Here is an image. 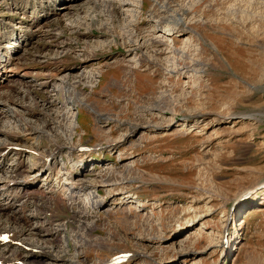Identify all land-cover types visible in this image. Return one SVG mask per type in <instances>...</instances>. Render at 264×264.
Returning <instances> with one entry per match:
<instances>
[{
  "label": "rangeland",
  "instance_id": "obj_1",
  "mask_svg": "<svg viewBox=\"0 0 264 264\" xmlns=\"http://www.w3.org/2000/svg\"><path fill=\"white\" fill-rule=\"evenodd\" d=\"M1 59L0 202L43 134L87 187L0 204V264H264V0H0Z\"/></svg>",
  "mask_w": 264,
  "mask_h": 264
},
{
  "label": "bare ground",
  "instance_id": "obj_2",
  "mask_svg": "<svg viewBox=\"0 0 264 264\" xmlns=\"http://www.w3.org/2000/svg\"><path fill=\"white\" fill-rule=\"evenodd\" d=\"M66 5H69V4H66ZM66 5H63L62 7H63V9L65 8L66 9V11L63 13V15H68L69 14V12L70 11H67V10H70V8L72 7V8H75L76 7V4L74 5V4H71L70 6H66ZM57 14V13H56ZM59 15H60V13H59ZM180 30V31H179ZM185 30H187V27L186 26H182L181 28H179L178 29V31L179 32H182V31H185ZM175 33H177V32H175ZM174 33V34H175ZM175 40H178V39H176L175 38ZM157 41H153V44H155ZM135 44L134 43H130L129 44V46H134ZM128 46V45H127ZM141 48H142V46L141 45H138L137 46V49L138 50H141ZM0 62L3 64L4 62H5V60H3V59H1L0 60ZM4 65V64H3ZM10 71H11V69H9ZM0 73H1V71H0ZM49 121H50V119H49ZM49 121H48V123H47V125H49ZM53 120H51V122H52ZM29 126H31L32 128L31 129H33V132L32 133H35V132H38L37 131V128L35 127V128H33V126H32V124H33V122H28L27 123ZM6 133V132H5ZM25 133L26 132H23V134H22V137H23V135H25ZM41 138V140L42 141H38V142H36V144H34L33 146H30V145H22V144H19V145H22V146H24V147H26V148H20L19 150H17V151H15V152H13V150H10L9 151V155H13V156H15L14 158H13V163L11 164L12 166H14V170H12V171H19V173H20V171H28L29 172V174H27L26 176H25V178H24V181H22V182H16L15 184H14V187H12L11 185H10V183H9V187L7 188V190L5 191V193L7 194V196H9V197H7V198H5L6 199V201L5 202H0V204L1 205H4V207H6V208H8V207H13V206H15V203H16V201L19 199V196H21L20 198H22V197H27V198H30L33 194H35V192L36 193H38L37 191H41V192H46V193H55V194H58L59 193V191L61 192V191H66V185L69 187L68 189H70V192H71V194H75L76 192H78V191H81V190H83V189H85L86 187H87V183H85V182H83V183H78V184H74V180L73 179H71V180H68V179H70V178H72V177H70L69 175L67 176V177H70V178H66L68 181H67V183L64 185V184H62V187L65 189H63V190H61V189H57L56 187L58 186V185H56V181H61V179L60 178H62V175H66V172L67 173H69V171H70V169H68L67 171H64V170H62V171H60L58 174H55L54 176H56V178L53 176L52 177V173H50L49 171H45L44 173H42L41 175H37V173L39 172V169L40 168H42V167H44L49 161H56L57 159V155H58V153L60 152V151H58V149H59V146L60 145H58L56 142H57V140H59V138L58 137H56V139H50V138H48V135H46V134H43V136H41L40 137ZM44 140H46L47 142H46V147H48V148H46L45 149V151L44 152H42V154H40V156L39 157H42V158H44V161H39L38 163H37V165H34L33 167H37L36 168V170L34 169V170H32V168H30V166L27 168V169H25V168H23V167H25V165H26V162H25V159H26V157H30V158H39V157H34V155L31 153V151L32 150H29L28 151V149L27 148H29V149H35V151H37V150H40V147H41V144L43 143V141ZM10 144H6V147H4V149H2V151H0V156L2 157V158H4V159H7L8 157L7 156H4V154H3V152L4 151H6V149L8 148V146H9ZM16 145H18V144H16ZM53 145H55V146H57V147H55V148H53L54 146ZM53 148V149H52ZM6 153H7V151H6ZM2 154H3V156H2ZM6 155V154H5ZM1 159V158H0ZM70 159V158H69ZM2 160V159H1ZM32 160V159H31ZM70 160H74V159H70ZM76 160V159H75ZM41 162V163H40ZM78 162H79V160H78ZM25 163V164H24ZM35 163V162H34ZM73 164V163H72ZM80 164V163H79ZM70 165V164H69ZM74 165V164H73ZM2 167H3V165H0V171H2ZM64 168V167H63ZM11 171V172H12ZM49 172V173H48ZM31 173H34L35 175H37V176H35V177H29L28 175H30ZM47 173H48V176H46V178L43 176L44 174L45 175H47ZM17 174V173H16ZM51 174V175H50ZM77 174V173H76ZM75 176V175H74ZM63 179H64V177H63ZM74 179H76V177L74 178ZM11 180H13V179H11ZM14 180H16V179H14ZM40 180H42L43 181V184L41 185V183L39 184V185H41V186H39V188H38V190L36 191L35 189L36 188H30V189H28V188H26L27 186L26 185H31V184H33V183H36V182H38V181H40ZM69 181H70V183H69ZM70 184V185H69ZM60 186V185H59ZM58 186V187H59ZM4 194V193H3ZM3 194H1L0 193V199H2L1 198V195H3ZM24 194V195H23ZM8 209H10V208H8ZM0 228H2V227H0ZM37 228V227H36ZM10 232V231H9ZM5 233V232H4ZM15 233H19V232H15ZM21 233V232H20ZM32 234L33 233H35V235H37V236H44V235H46V234H44V233H42V230H40L39 228H37V232H31ZM48 234H50V233H48ZM12 235H13V233H12ZM18 236V235H17ZM22 239V238H21ZM6 241H8V240H3V238H0V242H5V243H7ZM28 243V242H27ZM29 244H32L33 245V247H38V248H42V247H40V246H37L36 244V242H33V243H30L29 242ZM14 248V247H13ZM19 249V248H18ZM17 251V253H15V255H16V257H15V260H17L18 258H22V260H24V262L25 261H29V257H31L32 255H27L26 253H24V251H20V250H16ZM23 256V257H22ZM24 256H25V258H24ZM32 263V262H31ZM26 264V263H25ZM28 264V263H27Z\"/></svg>",
  "mask_w": 264,
  "mask_h": 264
}]
</instances>
